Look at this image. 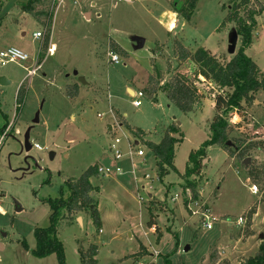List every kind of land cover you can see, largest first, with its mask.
Listing matches in <instances>:
<instances>
[{"label":"rangeland","instance_id":"1","mask_svg":"<svg viewBox=\"0 0 264 264\" xmlns=\"http://www.w3.org/2000/svg\"><path fill=\"white\" fill-rule=\"evenodd\" d=\"M28 1L0 0V51L13 48L28 57L0 66V80L8 82L5 86L0 83V130L8 123L7 131L0 132V264H59L55 254L45 258L32 254L35 230L49 226L51 210L45 200L60 197L66 182L80 178L94 165L112 172L90 180L96 188L90 197L97 205L101 227L94 225L89 212L62 221L58 237L66 264H81L79 249L91 245L98 249V264L149 262L155 254L156 264H166V259L170 264H214V258L218 263L243 264L254 257L263 242L264 200L261 193L251 191L246 170L252 162L264 165V151H252L245 166L223 148L208 147L201 176L191 178L198 184L195 201L204 204L209 214L211 227L207 228L186 207L187 202L196 209L189 201L190 191L182 189L179 174L184 173L189 154L208 139L216 89L198 77V89L205 96L188 113L178 110L163 93L158 94L157 103L144 93L153 64L162 72L161 85L176 73L195 81L194 64L180 63L174 56L177 42L191 52L205 48L218 58L230 59L228 38L234 27L220 26L231 0H198L190 20L174 12L172 5L179 6L182 0H64L60 4L58 0H39L37 11L53 12L49 46L42 53L46 28L23 11ZM253 2L256 11L264 6V0ZM256 20L246 54L264 73V11ZM36 33L42 37L35 38ZM136 37L145 40L142 49L134 48ZM111 43L123 52H114L119 57L117 64L109 61ZM51 44L54 51L48 55ZM240 47L239 40L237 51ZM39 64L36 75L28 76ZM78 77H84L88 85L81 86ZM22 86L25 100L18 105ZM69 86H78L77 96L67 95ZM127 87L144 93L137 99L140 107L132 105L135 99ZM262 98L261 93L257 95L258 102ZM118 115L129 127L143 130L145 139L155 144L161 142L167 128L178 125L183 142L175 147L176 171L160 180L152 152L121 125ZM36 116L39 122L34 124ZM230 123L238 124L233 128L237 138L264 134V106L254 103L241 115H234ZM28 130L30 143L42 150H24ZM63 131L69 144L66 148L56 145ZM116 139L122 154L119 161L110 151ZM139 150L144 153L141 157L137 156ZM151 200L159 203L151 205ZM150 207L155 232L148 225ZM253 207V234L246 238L244 216ZM240 218L244 219L241 226L237 224Z\"/></svg>","mask_w":264,"mask_h":264},{"label":"trees","instance_id":"2","mask_svg":"<svg viewBox=\"0 0 264 264\" xmlns=\"http://www.w3.org/2000/svg\"><path fill=\"white\" fill-rule=\"evenodd\" d=\"M177 6L172 5L174 12L185 20H190L193 16L198 0H182ZM254 0H231V8L227 9V16L220 26V29L233 26L241 41V47L236 53L227 59V56L218 58L205 48H199L194 52L189 51L181 43L177 42L174 48V56L180 63L191 61L195 66L194 79L191 81L186 75L176 73L167 83L161 85L163 80L162 72L153 64V73L148 78L147 87L144 90L145 96L157 103L159 93L165 94L168 100L181 112H192L204 96L198 89L197 83H201L198 77H202L212 88L216 89L211 100L213 101L215 115L208 124V139L199 150L192 151L189 154L187 167L183 174H179L183 182L182 189L189 190L194 199L199 197L197 192L198 184L191 178H199L204 169L203 160L207 155V149L210 146H219L228 152L230 157L237 158L241 162L251 157L252 151H264V134H255L250 138L234 137V129L238 124L231 125V119L234 115H241L247 107H250L257 101V95L264 97V73L261 72L258 65L246 54V50L252 46L253 33L257 29V17L264 11V6L256 11L252 5H256ZM39 0H29L23 4L24 12L30 14L37 21L41 22L46 28V40L41 46V51L49 46V37L51 36V26L53 12L37 11L36 5ZM219 31V29H218ZM110 49L115 53H123L117 45L111 43ZM197 82V83H196ZM67 95L75 97L78 95V86H69ZM25 100V90L22 86L18 92L16 104L22 105ZM18 110V109H17ZM122 126L126 122L121 116H117ZM7 120V117L4 116ZM8 123L0 130L4 133ZM131 135L145 143L152 152L157 176L160 180L166 178L171 172L176 171L174 166L175 147L183 142V134L178 125L173 124L166 129L164 136L159 144L152 143L145 139L146 133L141 129H134L126 125ZM248 141H250L248 143ZM231 146H228V143ZM253 163V162H252ZM249 164L247 167V178L251 187H256L258 194L261 193L264 200V165ZM98 165L91 166L78 179H71L65 183V191L61 189L60 197L52 200L47 199L51 214L49 216V226L47 228H37L34 232L36 248L32 251L36 258H45L55 254L59 264H66L64 248L58 237L59 228L62 221L75 213L89 212L94 225L101 227V220L97 211V205L90 197V193L96 188L93 187L90 180L98 177ZM152 204L159 203L156 200L150 201ZM186 207L188 204L186 202ZM150 228L155 225L153 210L150 207ZM256 213L253 207L245 214L244 236L247 238L253 234L252 220ZM26 247V245L24 244ZM81 264H98L96 246L91 245L89 249H79ZM132 257L136 258V254ZM214 264H229L228 262L218 263V259L212 260ZM166 264H170L165 260ZM243 264H264V241L261 242L258 253Z\"/></svg>","mask_w":264,"mask_h":264},{"label":"built area","instance_id":"3","mask_svg":"<svg viewBox=\"0 0 264 264\" xmlns=\"http://www.w3.org/2000/svg\"><path fill=\"white\" fill-rule=\"evenodd\" d=\"M63 1L64 0H58V3L60 4ZM78 1L79 0H74L75 3H77ZM119 1L120 2H130V1H133V0H119ZM41 37H42V35L40 33L35 34V38H41ZM52 53H53L52 50L49 49L48 50V55H52ZM108 57H109L110 63L117 64L119 62V57L114 52L108 53ZM27 59H28L27 55L23 54L22 52H20V51H18L16 49H13V48L0 51V66H4V65H6L8 63L24 62ZM40 68H41V65L39 64L35 69L28 71V76L32 77V76L36 75L37 71H39ZM143 96H144V93L141 92V91L135 93V95L133 96V98L135 100L132 102V105L134 107H136V108L140 107L141 103L137 99L138 98H142ZM6 131H7V128H6L5 132ZM119 143H120V140L116 139L115 140V145H113L112 148L110 149V151L113 150L114 154L112 156H113L115 161H119L122 158L121 152L116 148V145H118ZM135 144H138V141H136ZM32 147L37 149V150H42V148L38 144H33ZM129 155L130 156L133 155V152L131 151V149H130ZM143 155H144V153L141 150H139L137 152V156L141 157ZM117 172L120 174V170L119 169H117ZM98 173L103 175V176H109V175H111L112 172H111V170L109 168H102V167L99 166ZM145 177L148 178L149 176L146 175ZM251 191L253 193H258L257 188L254 187V186L251 187ZM189 201L196 206L195 210L191 209L190 206H188V210H190L189 212H190L191 216H200L203 219L204 226H206L207 228H210L211 227L210 224L207 223V220L209 219V214H208V211H204L205 210L204 209V204H201L199 206V204H198L199 201H197V200L195 201V199H193L192 194H191V197L189 198ZM188 205H190V204H188ZM237 224L239 226L243 225L244 224V219L240 218L238 220ZM152 231L153 232L156 231V226L155 225H153ZM101 233H102V230H101ZM150 256H151V254H150ZM156 256H157V254H155V257ZM155 257L153 256V258L149 262H144V261L141 260V261H137L136 264H156Z\"/></svg>","mask_w":264,"mask_h":264},{"label":"water","instance_id":"4","mask_svg":"<svg viewBox=\"0 0 264 264\" xmlns=\"http://www.w3.org/2000/svg\"><path fill=\"white\" fill-rule=\"evenodd\" d=\"M133 41L135 43L134 48L136 50L142 49L144 44H145V40L142 38H139V37L134 38ZM238 41H239V36H238L237 32L235 31V29L232 28L230 30V34H229V38H228V52H227L228 55L233 56L236 53ZM75 76H77V73H75ZM78 82L80 83L81 86H87L88 85V83L86 82L84 77H78ZM0 83L2 86H5L8 84V82L5 78H1ZM129 94H130V92H129ZM255 104L258 105V104H260V102L256 101ZM38 122H39L38 116H36L33 123L37 124ZM109 129H111V127H109ZM64 139H65V132L63 131L61 133V135L58 137L56 145L58 147H61V148L68 147L69 144L66 143ZM228 146H231L230 142L228 143ZM23 147H24V150L26 152H29L32 149V144L30 143V130H28L25 133L24 140H23ZM53 157H54V155L51 153L50 154L51 160L53 159ZM243 163L245 166H248V164L250 163V159L249 158L245 159ZM150 198H151V196H150ZM19 211H20V209L17 206V212H19ZM79 222L81 224V219H79ZM261 240L264 241V236H261ZM1 250H2V246H1Z\"/></svg>","mask_w":264,"mask_h":264},{"label":"crops","instance_id":"5","mask_svg":"<svg viewBox=\"0 0 264 264\" xmlns=\"http://www.w3.org/2000/svg\"><path fill=\"white\" fill-rule=\"evenodd\" d=\"M173 25H175V24H171V27H173ZM37 34V33H36ZM51 48H53V51H54V47H53V44H51ZM202 79V78H201ZM127 91H129L130 89H129V87H127V89H126ZM131 91L133 92V94L131 93ZM130 94L132 95V96H134L135 95V90L134 89H131L130 91ZM262 102H260V105H263L264 106V97L262 98V100H261ZM111 129H112V127H111ZM110 129V130H111Z\"/></svg>","mask_w":264,"mask_h":264},{"label":"bare ground","instance_id":"6","mask_svg":"<svg viewBox=\"0 0 264 264\" xmlns=\"http://www.w3.org/2000/svg\"><path fill=\"white\" fill-rule=\"evenodd\" d=\"M51 50H53V48H51ZM131 93L133 94V92L131 91ZM0 212H3V210L1 209Z\"/></svg>","mask_w":264,"mask_h":264}]
</instances>
